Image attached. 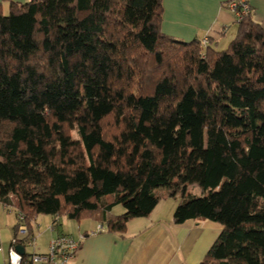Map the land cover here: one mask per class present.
<instances>
[{
  "label": "trees",
  "instance_id": "obj_1",
  "mask_svg": "<svg viewBox=\"0 0 264 264\" xmlns=\"http://www.w3.org/2000/svg\"><path fill=\"white\" fill-rule=\"evenodd\" d=\"M4 1L0 205L122 235L179 180L173 222L220 226L199 264H264L261 24L217 50L163 33L162 0Z\"/></svg>",
  "mask_w": 264,
  "mask_h": 264
},
{
  "label": "crops",
  "instance_id": "obj_2",
  "mask_svg": "<svg viewBox=\"0 0 264 264\" xmlns=\"http://www.w3.org/2000/svg\"><path fill=\"white\" fill-rule=\"evenodd\" d=\"M225 1L162 0L161 30L183 41L209 36L217 50L223 49L238 26L225 8ZM0 2L6 12L7 1ZM250 6V16L264 29V0H250ZM193 186L200 189L195 183L188 189ZM156 193L159 200L150 214L129 220L122 235L108 232L104 224L88 218L75 225L65 216L37 215L30 227L35 245L28 251L44 252L51 238L67 233L80 240L72 264H199L217 238L220 226L210 220L190 219L181 225L173 222V212L183 195L179 180L173 186L156 189ZM111 212L117 215L123 208L116 205ZM16 222L14 212L0 205V264H6Z\"/></svg>",
  "mask_w": 264,
  "mask_h": 264
},
{
  "label": "built area",
  "instance_id": "obj_3",
  "mask_svg": "<svg viewBox=\"0 0 264 264\" xmlns=\"http://www.w3.org/2000/svg\"><path fill=\"white\" fill-rule=\"evenodd\" d=\"M224 6L232 13L237 24L251 12L250 0H226ZM203 42L206 43V38L203 39ZM8 208L9 211L14 212L19 224L12 245L6 252V264H72L80 246L79 239L71 234L60 233L50 239L46 251L30 252L28 250L34 248L35 237L23 222L22 213L14 211L12 207ZM16 240H21L18 245L23 247V253L16 249L18 245L14 246Z\"/></svg>",
  "mask_w": 264,
  "mask_h": 264
},
{
  "label": "rangeland",
  "instance_id": "obj_4",
  "mask_svg": "<svg viewBox=\"0 0 264 264\" xmlns=\"http://www.w3.org/2000/svg\"><path fill=\"white\" fill-rule=\"evenodd\" d=\"M73 136H74V134H73ZM199 190H200V189H199L197 186H193L192 188L188 189V192H190V193L193 194V195H200ZM4 208H5L6 210L9 209V208L6 207V206H4ZM11 212H13V211H11ZM80 221H82V220H80ZM80 221L72 220V223H74V224L76 225V224H77L78 222H80ZM64 227H65V226H64ZM40 245L43 246L42 244H40ZM38 248L42 249V247H40V246H38Z\"/></svg>",
  "mask_w": 264,
  "mask_h": 264
},
{
  "label": "water",
  "instance_id": "obj_5",
  "mask_svg": "<svg viewBox=\"0 0 264 264\" xmlns=\"http://www.w3.org/2000/svg\"><path fill=\"white\" fill-rule=\"evenodd\" d=\"M16 249L20 252V253H23L24 252V249L22 246H17Z\"/></svg>",
  "mask_w": 264,
  "mask_h": 264
}]
</instances>
